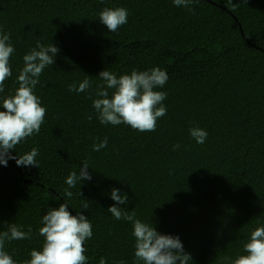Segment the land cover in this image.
Here are the masks:
<instances>
[{"label":"trees","instance_id":"obj_1","mask_svg":"<svg viewBox=\"0 0 264 264\" xmlns=\"http://www.w3.org/2000/svg\"><path fill=\"white\" fill-rule=\"evenodd\" d=\"M105 7L128 11L116 32L98 21ZM190 8L173 0H0V30L15 48L0 96L18 87L23 56L37 41L59 49L34 89L45 122L11 152L37 148L38 168L0 165V231L11 223L32 229L31 239L5 243L17 264L41 250L42 216L65 202V180L85 160L92 180L69 189L67 202L72 215L92 223L88 264L101 257L135 264L132 224L107 211L114 188L128 195L123 211L135 209L159 233L179 236L190 264H225L264 225V0H247L236 11L228 0H193ZM154 67L168 75L156 89L167 94V114L155 131L101 124L88 98L102 83L99 73ZM85 75L87 91L68 90ZM195 126L207 132L202 144L190 136ZM105 137L107 147L93 151Z\"/></svg>","mask_w":264,"mask_h":264},{"label":"clouds","instance_id":"obj_2","mask_svg":"<svg viewBox=\"0 0 264 264\" xmlns=\"http://www.w3.org/2000/svg\"><path fill=\"white\" fill-rule=\"evenodd\" d=\"M103 2V0H101ZM193 0H173L177 7L188 8ZM240 3L247 0H228L230 11H236ZM128 11L124 7H105L98 13V21L106 26L109 32H116L128 21ZM15 48L10 43V34L0 30V93L5 91V81L12 76L10 58ZM58 47L52 42L44 45L37 41L36 46L23 56V68L16 78L18 87L8 95L0 96V165L7 166L8 160H15L17 166H34L38 168L36 157L37 148L23 155H11L16 146L27 138L38 135L45 122L46 107L41 106L40 98L35 95L34 89L39 78L47 66L54 65ZM98 79L102 83L97 85L92 107L97 113L101 124L118 126L124 124L141 133L155 131L159 118L167 114L163 101L166 93L157 91L163 88L168 80L165 70L154 67L145 71L132 70L130 74L117 75L109 70L99 73ZM91 87L90 77L85 75L82 82L69 84L68 90L82 93ZM111 90V92L109 91ZM91 119V117H89ZM190 136L199 144L205 142L207 132L195 126L189 129ZM108 138L94 143L92 150L99 152L106 148ZM179 145H173V149ZM88 161H83L79 173L72 171L68 174L64 189V203L58 208H49L42 216L39 235L43 237L41 250L30 251V259L20 264H88L85 255V242L92 238V223L80 212L72 215L68 200L73 197L69 189L75 188L77 183L91 181L88 172ZM82 196V193L80 192ZM110 198L115 202L107 211L116 220H125L132 224L134 237L135 264H190L192 257L184 249L179 236L159 233L151 223L142 222L137 218L135 209L123 211L119 205L128 203V195L121 194L120 190H111ZM88 209V204L82 206ZM31 227L27 231L15 223L7 225V230L0 231V264H17V261L5 251V243L13 240L31 239ZM99 264H107L101 257ZM118 264H124L123 261ZM225 264H264V225L257 226L250 232L249 238L243 243V254L236 258L225 257Z\"/></svg>","mask_w":264,"mask_h":264},{"label":"water","instance_id":"obj_3","mask_svg":"<svg viewBox=\"0 0 264 264\" xmlns=\"http://www.w3.org/2000/svg\"><path fill=\"white\" fill-rule=\"evenodd\" d=\"M240 28H241V27H240ZM241 32H242V34H243L242 28H241Z\"/></svg>","mask_w":264,"mask_h":264}]
</instances>
